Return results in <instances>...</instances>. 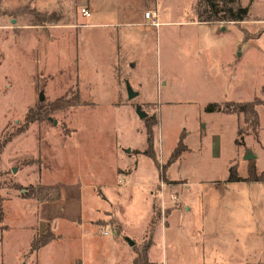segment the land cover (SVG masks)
<instances>
[{"label":"rangeland","instance_id":"rangeland-1","mask_svg":"<svg viewBox=\"0 0 264 264\" xmlns=\"http://www.w3.org/2000/svg\"><path fill=\"white\" fill-rule=\"evenodd\" d=\"M88 1H0V264H264V182H226L246 153L264 170V108L258 136L202 108L264 101V0L217 25L194 24L197 0ZM199 121L218 158L175 161Z\"/></svg>","mask_w":264,"mask_h":264},{"label":"trees","instance_id":"trees-1","mask_svg":"<svg viewBox=\"0 0 264 264\" xmlns=\"http://www.w3.org/2000/svg\"><path fill=\"white\" fill-rule=\"evenodd\" d=\"M1 1V0H0ZM195 13L197 14V21L204 23L211 22H231L233 24H238L246 20L248 17V13L246 8H241L236 0H197ZM263 106L264 101L260 99H255L254 101H248L245 103L238 102H226V103H210L206 105L204 111L206 113H214L220 112L224 114L234 113L242 116V123L252 125L255 136H258L256 130L260 126L258 114L255 110L256 106ZM62 106L59 104H51L49 108L54 111ZM240 139H239V138ZM235 147H243L244 142L243 138L240 137V131H237V139L235 140ZM183 146L182 136L179 137V142L173 150V159L176 160L182 153L178 149V147ZM247 177L242 179L237 175V170H235L234 166L229 168V174L226 179L227 183L231 182H254V183H263L264 182V170L260 173L255 169L254 162L252 164L251 160H248ZM252 164V165H251ZM253 166V167H252ZM54 240L52 236L48 238L41 239V242L38 244H32V249L38 250L39 248L45 246L48 242Z\"/></svg>","mask_w":264,"mask_h":264},{"label":"crops","instance_id":"crops-1","mask_svg":"<svg viewBox=\"0 0 264 264\" xmlns=\"http://www.w3.org/2000/svg\"><path fill=\"white\" fill-rule=\"evenodd\" d=\"M88 1V0H87ZM84 9H88V11L90 12V16H89V18H93L92 16H94V15H96V13L94 14V11H93V7L90 5V3H89V1H88V3H87V7L86 8H84ZM155 13V12H154ZM156 14V13H155ZM157 15V14H156ZM81 16V15H80ZM82 18H84V17H82ZM89 18H84V19H89ZM157 22L159 23V25L157 26V27H159V26H161V25H163L164 23H161V22H159L158 21V15H157ZM147 20V19H146ZM191 23H194V22H192L191 21ZM207 24V25H211V24H216V22H211V23H204V22H199V21H197L196 20V22L194 23V24ZM101 24H97V23H85L84 25H81V27H90V26H100ZM102 25H104V24H102ZM101 25V26H102ZM217 25V24H216ZM219 28V27H218ZM222 29V31L223 32H226L227 30L226 29H224V28H221ZM245 41V40H244ZM243 41V42H244ZM241 55L242 54H238V56L239 57H241ZM238 57V59H240ZM237 59V60H238ZM235 65H236V62H233V65L232 66H234L235 67ZM225 67L224 68H222V73H224L225 74V70H226V65H224ZM110 69L109 70H107V72H106V79H107V81H109L110 83H111V81H112V73H111V70H112V68L111 67H109ZM235 71H236V68H233V70L231 71V74L230 75H228V76H233L234 75V73H235ZM234 77V76H233ZM206 88H208L207 86H206ZM229 101H232V102H236V101H233V100H229ZM229 101H224V102H222V103H226V102H229ZM245 102H248V101H245ZM222 103H219V104H222ZM238 103H241V102H238ZM208 104H210V103H208ZM208 104H206V105H208ZM206 105H204L202 108H203V116L204 117H208V119H210L211 121H214V119H216V118H214V117H219L220 119H222L223 117H229V116H233L236 120H237V123H238V116L239 115H237V114H234V113H229V114H224V113H220V112H214V113H206L205 111H204V107L206 106ZM206 117V118H207ZM202 121H199L198 122V124H196L195 125V128L193 129V130H188L187 128H183V130L179 133V135H178V137H177V139H176V141L173 143L174 145H173V147H171L170 148V150H174V148L176 147V145H177V143L179 142V137L180 136H182V140H183V144L187 147V149H188V152L189 153H191V152H195L196 153V151H197V149L199 148V146L200 145H204V146H209V148L207 149V152H209L211 155H213V158H211V157H208V155L206 154V157H208V160H209V162H207V166L208 165H212L214 162H215V160H216V158H218V156H219V154H220V139H218V136H213V137H209L210 135V133H208L207 134V131H208V129H209V125L210 124H208V122L207 123H201ZM239 124V123H238ZM237 127H238V125H237ZM260 128V127H259ZM236 132H237V128H236V130H235V135H236ZM183 133V134H182ZM182 134V135H181ZM197 134V135H196ZM235 135H234V138H235ZM233 138V139H234ZM191 139H193L194 141H192ZM190 140H191V142H190ZM235 140L236 139H234V141H233V150H234V146H235ZM197 146V147H196ZM216 152V153H215ZM182 155L183 154H181L175 161H178L179 159H181V158H183L182 157ZM206 157H204V158H201V159H206ZM199 158H200V156H199ZM201 159H199V160H201ZM233 159V158H232ZM209 163V164H208ZM185 175H187V174H185ZM189 211L190 210V205L189 206H186V209H184V211ZM107 236V235H106ZM44 247H42L40 250H42ZM39 255H41L40 253H39Z\"/></svg>","mask_w":264,"mask_h":264},{"label":"built area","instance_id":"built-area-1","mask_svg":"<svg viewBox=\"0 0 264 264\" xmlns=\"http://www.w3.org/2000/svg\"><path fill=\"white\" fill-rule=\"evenodd\" d=\"M80 15H81V17H84V18L87 17V18H89L90 12L88 11V9L82 8L80 10ZM144 16L146 17V19H152L153 20V25L155 27H157L159 25V23H157L156 21H154V19L157 17V15L154 12L149 11L148 13H145ZM104 235H107V233L105 232Z\"/></svg>","mask_w":264,"mask_h":264},{"label":"water","instance_id":"water-1","mask_svg":"<svg viewBox=\"0 0 264 264\" xmlns=\"http://www.w3.org/2000/svg\"><path fill=\"white\" fill-rule=\"evenodd\" d=\"M128 94H129L130 99L133 98L132 94H130V90L129 89H128ZM39 97H40L39 100L41 101L43 99V97H41V96H39ZM137 113L139 114L140 118L144 117V113L140 112L138 109H137ZM246 154H247L246 157H245L246 160H254V158H255L254 155H252L250 153H246ZM128 244L132 245V242L129 241Z\"/></svg>","mask_w":264,"mask_h":264},{"label":"bare ground","instance_id":"bare-ground-1","mask_svg":"<svg viewBox=\"0 0 264 264\" xmlns=\"http://www.w3.org/2000/svg\"><path fill=\"white\" fill-rule=\"evenodd\" d=\"M146 18V17H145Z\"/></svg>","mask_w":264,"mask_h":264}]
</instances>
